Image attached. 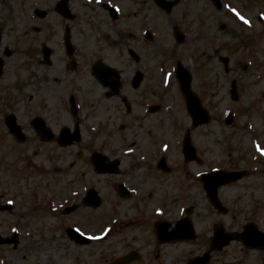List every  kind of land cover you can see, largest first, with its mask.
<instances>
[{"label":"flooded vegetation","instance_id":"flooded-vegetation-1","mask_svg":"<svg viewBox=\"0 0 264 264\" xmlns=\"http://www.w3.org/2000/svg\"><path fill=\"white\" fill-rule=\"evenodd\" d=\"M164 1L169 11L161 0H0V206L13 202L0 232L9 214L16 233L28 234L18 246L61 232L77 264H193V244L205 237L200 254L212 248L214 222L197 232V189L195 198L183 191L200 184L202 162L184 158L185 135L196 156L202 147L174 53L209 50L202 40L219 16L224 32L244 31L230 0L218 9ZM256 76L247 84L262 85ZM206 81L203 96L194 92L211 110L213 76Z\"/></svg>","mask_w":264,"mask_h":264},{"label":"rangeland","instance_id":"rangeland-1","mask_svg":"<svg viewBox=\"0 0 264 264\" xmlns=\"http://www.w3.org/2000/svg\"><path fill=\"white\" fill-rule=\"evenodd\" d=\"M230 3L242 11L243 17L247 18L246 15L252 17L250 26L245 25L247 31L237 32L236 37L229 31L221 32L218 27L224 21L219 18L212 22L209 37L213 39L206 42L209 50L206 48L202 51V45H197L195 46L197 51L190 54L185 45L174 53L184 66L192 68L193 65L196 68L197 78L203 82L199 84L193 79V89L197 87L202 96L208 90L206 74L212 75L214 80L211 91H208L211 95L212 108H214V118L197 131L198 146L202 147L201 157L204 160L197 167V172L216 168L223 170L240 168L248 172L245 178L219 193V198L229 210L225 215L214 212L202 196L200 184L192 192L189 188L183 190L187 192L188 199L189 196L195 198L192 193L197 189L198 207L194 212V225L195 230L200 231L203 236L207 235L209 230L207 223L210 220L222 224L225 234L241 231L247 222L255 223L260 230L264 231V100H260L261 93L264 91V66L261 69L255 67L264 65V0H231ZM166 42L171 47L174 45L172 39L167 38ZM211 48H217V51L212 53ZM207 50L208 54L205 53ZM223 59L228 60L229 73L226 75L223 72ZM173 61L172 59L170 63ZM251 62L254 67L251 66ZM244 65H249L246 72L241 70ZM254 72L258 75L256 77L261 78L262 85L247 84L252 80L258 81L255 77L248 79V74ZM232 79H236L238 83L240 99L236 103L231 102L228 95ZM227 111L235 116L234 124L229 128L223 125ZM174 158L175 161L179 160L176 152ZM187 183L189 185L186 184V186L193 185L190 181ZM182 184L185 185V183ZM194 198L188 200L190 204L194 202ZM4 218L7 229L12 224V217L7 214ZM11 228L5 229L6 231L0 234L11 236ZM31 235L33 239L30 242H27L29 241L27 239L15 249L0 246V264H77L79 261L68 258L71 252L67 250L68 246L62 240L61 232L44 231ZM204 238L200 240L201 246L197 242L191 247L195 253L202 252L205 245ZM211 257L213 264H264V250L245 249L238 242H231L227 247L211 255L210 259ZM86 261L89 264H98V262L92 263L91 260L86 259Z\"/></svg>","mask_w":264,"mask_h":264},{"label":"water","instance_id":"water-1","mask_svg":"<svg viewBox=\"0 0 264 264\" xmlns=\"http://www.w3.org/2000/svg\"><path fill=\"white\" fill-rule=\"evenodd\" d=\"M184 94L186 97V101L189 105V111L191 114H193L195 117H193L194 123L199 124L206 121V116L203 115L202 111L199 108V102L198 100L191 95L189 92L188 84L185 85L183 88ZM229 119V118H228ZM230 120H227V123H229ZM243 174L241 172H234V173H225V172H214L213 174L206 176L207 179L206 185L208 193L210 194V199L214 206H217L216 200H215V189L219 185L227 184L228 182L234 181L238 178H240ZM249 226L245 228L244 233L242 234V240L250 245V247H261L264 248V234H260L253 231H248Z\"/></svg>","mask_w":264,"mask_h":264},{"label":"snow or ice","instance_id":"snow-or-ice-1","mask_svg":"<svg viewBox=\"0 0 264 264\" xmlns=\"http://www.w3.org/2000/svg\"><path fill=\"white\" fill-rule=\"evenodd\" d=\"M245 22H247V21H245Z\"/></svg>","mask_w":264,"mask_h":264}]
</instances>
